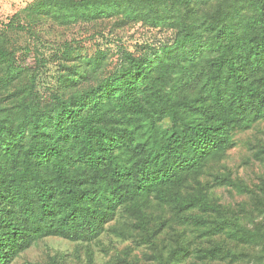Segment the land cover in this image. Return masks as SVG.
I'll use <instances>...</instances> for the list:
<instances>
[{
  "label": "trees",
  "instance_id": "16d2710c",
  "mask_svg": "<svg viewBox=\"0 0 264 264\" xmlns=\"http://www.w3.org/2000/svg\"><path fill=\"white\" fill-rule=\"evenodd\" d=\"M161 1L37 0L21 14L31 12V23L90 7L100 20H131L132 13L149 18ZM211 1L204 14L180 16L152 60L129 55L112 80L86 85L89 96L56 107L0 102V264L41 238L91 244L110 232L144 252L128 246L110 264L264 260L256 218L264 197L255 194V205L237 214L211 198L227 179H202L236 146L237 132L264 123V0H217L212 11ZM10 28L0 29V84H14L7 101L25 89L21 63L2 55ZM82 78L69 83L71 95ZM169 199L176 203L167 204L169 215H157Z\"/></svg>",
  "mask_w": 264,
  "mask_h": 264
},
{
  "label": "rangeland",
  "instance_id": "374dc122",
  "mask_svg": "<svg viewBox=\"0 0 264 264\" xmlns=\"http://www.w3.org/2000/svg\"><path fill=\"white\" fill-rule=\"evenodd\" d=\"M204 1L163 0L154 11L160 16L158 19L154 13L149 18L132 13L129 17L131 20L123 15L111 18L105 15L100 20L90 7L82 11L79 7L81 13L77 17L75 12L60 10L48 18H33L31 23L28 19L31 12L21 14L26 8L16 17L0 15V29L11 27L7 35V52L2 55L10 59L14 56L21 63L22 77L18 84L25 88L18 99L7 101L6 97L14 84H9L8 81L0 84V102H6L7 106L8 102H49L56 107L60 102H71L72 97L89 96L91 89L86 85L96 89L98 81L112 80L122 67H129L128 61L133 59L130 56L142 55L143 58L152 60L155 52L161 50L160 46L174 38L178 29L175 31L173 27L181 20L180 16L187 20V16L192 15H187L189 11L197 15L206 13ZM36 2L37 0L30 7ZM211 3L212 11L218 1L212 0ZM25 24L29 27L21 29ZM66 46L68 50H65ZM70 71L74 73L73 78L68 76ZM63 75L66 76L62 79ZM34 76L36 80L31 83ZM80 76L83 77V84L77 83L78 86L71 95L69 83L71 80H78ZM31 93L34 94L33 98ZM123 115L125 113L121 111L118 115L120 121L123 120ZM126 120L128 119L124 121ZM166 124L165 121L164 125ZM234 140L236 146L227 151L223 158L214 161L202 179L204 185L218 183L217 180H221V177L227 179L226 186L216 185L211 198L226 210L241 214L255 205V194L264 197V153H261L264 147V123L256 124L250 130L237 132ZM167 204L176 205L171 204L169 199L163 207L165 209L158 210L157 215L161 216V210L165 212L162 213L165 216L169 215ZM256 218L264 224L263 214ZM179 228L178 226L177 229ZM132 242V239L123 240L113 232L91 244L50 236L38 239L17 251L10 264H110L128 246L142 257L143 249ZM259 250L263 249L259 248L255 253H259ZM256 256L259 255H252L243 264H264V260L261 261Z\"/></svg>",
  "mask_w": 264,
  "mask_h": 264
},
{
  "label": "crops",
  "instance_id": "0c3cea01",
  "mask_svg": "<svg viewBox=\"0 0 264 264\" xmlns=\"http://www.w3.org/2000/svg\"><path fill=\"white\" fill-rule=\"evenodd\" d=\"M35 0H0V15L7 18L32 5Z\"/></svg>",
  "mask_w": 264,
  "mask_h": 264
}]
</instances>
